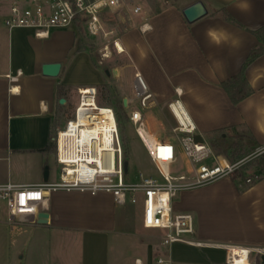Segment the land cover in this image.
Instances as JSON below:
<instances>
[{"label":"crops","instance_id":"crops-1","mask_svg":"<svg viewBox=\"0 0 264 264\" xmlns=\"http://www.w3.org/2000/svg\"><path fill=\"white\" fill-rule=\"evenodd\" d=\"M196 1L206 5L208 14L188 23L182 10ZM176 3L149 14L152 28L148 32L142 33L136 25L140 32L134 33V44L122 43L133 62L129 65L133 86L135 75L141 74L153 94L151 106L178 99L207 141L218 130L246 134L254 147L249 154L264 145V53L244 71L253 90L249 97L234 103L221 84L241 73L253 49L264 48L253 33L264 26V0ZM3 13L0 8V185L56 182L60 169L50 166L52 159L58 164L56 132L66 123L69 104L73 107L76 101L77 105L78 97L73 94L82 86L99 85L102 76L93 66V78L84 81L73 76L74 67L86 64L85 56L89 57L77 48L69 59L78 39L74 31L57 30L50 39L38 40L31 30L6 28ZM52 62L62 63L56 78L42 73V66ZM126 66L118 68L116 80L122 103L134 97L122 86ZM4 205L7 218L3 223L8 224ZM182 209L179 205L177 210ZM40 211L49 213L47 224L39 225L36 217H30L14 225H23L36 238L30 251L21 254V263L36 257L39 264L46 259L54 264H135L137 259L156 264L159 255L169 254L174 264H226L225 246L264 249V180L245 188V244L211 239L200 223L195 238L203 245L176 243L166 248L161 244V231L155 230L159 239L154 231L144 233L138 255L125 262L119 256L120 247L136 234V216L130 205L119 206L108 194L59 191L48 195Z\"/></svg>","mask_w":264,"mask_h":264},{"label":"built area","instance_id":"built-area-1","mask_svg":"<svg viewBox=\"0 0 264 264\" xmlns=\"http://www.w3.org/2000/svg\"><path fill=\"white\" fill-rule=\"evenodd\" d=\"M150 1L0 0V8L4 10L3 23L6 28L31 30L38 40L50 39L57 30L70 27L78 29V23H81L89 37L115 36L114 49L123 53L125 50L121 51L118 46L121 40L117 31L108 26L123 23L132 25L138 16L139 30L142 33L148 32L152 28L148 14ZM156 1L161 7H166L177 0ZM110 53V44H106L102 55L108 58ZM134 90L135 95L127 99L126 107L138 100L142 108L153 104V94L139 73L135 75ZM89 98L93 101H88L87 105L85 99ZM159 109L167 117L178 146L190 161V172L180 176L172 175L171 166L178 161L176 144L152 136L145 129L143 112L134 109L128 113V119L148 153L155 173L145 175L140 172L137 182L127 180L129 173L125 170V162L129 160L125 156L117 113L112 106L98 104L96 86H82L78 89V102L73 116L54 137L57 162L61 166L59 180L37 185H0V199L5 202L8 210V224L15 225L27 218L36 217L48 195L54 192H80L92 196L108 194L119 206L137 204V195L142 193L143 226L161 231L162 246L170 248L176 243L203 245L195 238L194 215L191 212L176 211L174 198L180 192L202 188L234 176L247 164L264 155V145L230 161L224 155L217 154L204 137L202 142L196 140L199 134L197 127L178 99L159 106ZM224 248L227 251L226 264H235L232 250L229 246ZM247 249L249 264H264L263 248ZM135 264L143 263L137 259ZM156 264L174 262L169 254H161Z\"/></svg>","mask_w":264,"mask_h":264},{"label":"rangeland","instance_id":"rangeland-1","mask_svg":"<svg viewBox=\"0 0 264 264\" xmlns=\"http://www.w3.org/2000/svg\"><path fill=\"white\" fill-rule=\"evenodd\" d=\"M177 3H173L170 6H174ZM170 6H162L158 4L156 0L150 1V8L148 14L157 11L159 8L165 9ZM134 19V23L121 24V25H109V29H115L117 35L120 37L121 43H132L134 33L140 31L137 30L136 25L140 26V20ZM138 19V20H137ZM0 19V23H1ZM139 28V27H138ZM68 31L75 32L77 39L76 46L68 56L71 59L73 53L77 48L83 47L82 50L88 53L89 57L85 56L86 64H77L73 70V76L77 80L87 81L93 78L92 73L95 68L100 74L102 80L100 84L96 85L98 88V104L101 106H112L116 113L120 112L119 128L122 139H125L126 151L129 160L127 180L131 182H137V176L140 172L145 175L154 174L153 164L146 152L143 144L135 133L134 126L128 120V113L134 109H139L144 114L145 129L156 139H167L176 144L178 161L171 166V173L174 176H180L191 171V164L186 157L184 151L178 146L175 140L170 124L167 121V117L162 113L158 106H148L142 108L139 100L133 101L130 106L126 107L121 102V93L118 88L117 78L112 76V69L119 68L122 65H128L124 68L127 77L123 80L122 86L126 87L130 93L134 96L135 90L132 83L133 75L131 76L130 64H133L129 49L124 48L123 53H118L113 46L115 36L103 38L89 37L84 29H75L70 27ZM67 31V32H68ZM59 44V43H58ZM106 44H110L111 53L108 58H104L102 55V49ZM122 44V46H123ZM124 47V46H123ZM135 57V56H134ZM91 62V64H90ZM82 66V67H80ZM88 66V67H86ZM94 68H93V67ZM131 68V69H130ZM109 71L110 74H107ZM124 75V74H123ZM121 75V78L123 77ZM121 78L118 80L121 83ZM78 97V93L73 94ZM72 102V101H71ZM70 107L65 122L73 116L74 107ZM64 127V126H63ZM212 134H210L211 136ZM214 135V134H213ZM209 139V138H207ZM50 166L52 170L56 167L61 168L54 159L51 160ZM57 177V181H58ZM245 188L246 184L240 178L234 180L233 176L223 178L217 182H214L208 186L198 188L191 191H184L177 194L174 198L175 202L183 209L179 212L191 211L194 213L195 225L199 229L200 223L203 225L202 229L206 236L211 239L221 242H234L245 244ZM138 203L130 205L136 216V234L131 235L125 242L122 243L119 256L122 260L130 261L138 255V247L142 242V235L147 232H153V236L159 239V232L153 229H145L142 223V202L143 194L137 195ZM5 202L0 200V264H39L38 258L34 257L29 262H20L21 254H26L30 251V245L36 241L33 233L25 231V227L8 225L3 223L7 216L4 210ZM174 208L176 211L179 209V205ZM6 209V208H5ZM25 231V234L23 233ZM32 248V247H31ZM41 264H54L51 259H46ZM256 264H262L257 262Z\"/></svg>","mask_w":264,"mask_h":264},{"label":"trees","instance_id":"trees-1","mask_svg":"<svg viewBox=\"0 0 264 264\" xmlns=\"http://www.w3.org/2000/svg\"><path fill=\"white\" fill-rule=\"evenodd\" d=\"M78 29L83 30L81 23H78ZM253 33L264 42V26ZM80 49H83V47ZM263 53V47L258 46L253 49L249 54L241 73L222 82V87L225 89L234 103L241 102L253 93V90L250 88L245 77L244 71L246 70L247 66L253 63ZM119 113L120 112L118 111V121H120ZM213 134L209 136L208 141L213 147L214 151L217 154L224 155L230 161H235L240 157L245 156L254 148L252 147L253 145L251 143L253 142L252 138L246 134L241 135L233 130H218ZM122 140L124 144L125 156L128 160L125 139L123 138ZM233 178L234 180L236 178L242 179V181L246 184V187H250L260 181H263L264 155L247 164L242 170L235 174Z\"/></svg>","mask_w":264,"mask_h":264},{"label":"water","instance_id":"water-1","mask_svg":"<svg viewBox=\"0 0 264 264\" xmlns=\"http://www.w3.org/2000/svg\"><path fill=\"white\" fill-rule=\"evenodd\" d=\"M182 14L184 18L187 20L188 23H195L196 21L200 20L204 16L208 14V10L206 5L202 1H196L187 7H185L182 10ZM122 20L125 22V17L122 15L121 16ZM62 70V63L60 62H52V63H46L42 66V73L44 76L47 77H52L56 78L60 75ZM107 74H110L109 71H106ZM112 76L114 78H117L119 73H118V68L112 69ZM65 99L62 98L60 100L61 104L65 103ZM123 104L127 106V99H124ZM196 140L199 142L203 141V138L200 134L196 136ZM129 162H125V170H128ZM48 174H49V169L46 168L45 170V181L48 180ZM49 221V213L46 211H40L37 216H36V223L39 225H45ZM263 262H264V255L262 256Z\"/></svg>","mask_w":264,"mask_h":264},{"label":"bare ground","instance_id":"bare-ground-1","mask_svg":"<svg viewBox=\"0 0 264 264\" xmlns=\"http://www.w3.org/2000/svg\"><path fill=\"white\" fill-rule=\"evenodd\" d=\"M119 49L121 51H124L123 46L121 43L118 44ZM86 103L88 105V101H93L92 99L89 98L85 99ZM93 104V102L91 103ZM102 130V129H100ZM105 134L107 135L108 133L105 132ZM229 248L232 250V257H233V261L235 262V264H249V260L247 258V253L249 252L248 249L244 246H229Z\"/></svg>","mask_w":264,"mask_h":264},{"label":"clouds","instance_id":"clouds-1","mask_svg":"<svg viewBox=\"0 0 264 264\" xmlns=\"http://www.w3.org/2000/svg\"><path fill=\"white\" fill-rule=\"evenodd\" d=\"M209 34L213 37L214 40H216L217 43H219V40L216 38L215 33L210 32Z\"/></svg>","mask_w":264,"mask_h":264}]
</instances>
